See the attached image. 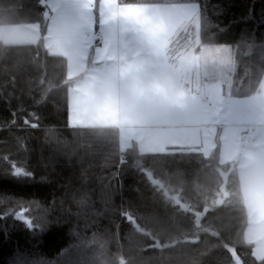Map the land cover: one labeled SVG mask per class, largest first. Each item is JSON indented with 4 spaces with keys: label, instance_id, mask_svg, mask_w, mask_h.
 Segmentation results:
<instances>
[{
    "label": "trees",
    "instance_id": "trees-1",
    "mask_svg": "<svg viewBox=\"0 0 264 264\" xmlns=\"http://www.w3.org/2000/svg\"><path fill=\"white\" fill-rule=\"evenodd\" d=\"M119 2L197 4V26L183 28L170 54L195 43L232 47L231 97L257 92L264 0ZM46 11L41 0H0V25L40 27L36 44L0 42V264H237L234 255L264 264L245 238L237 166L221 165L219 148L208 158L195 150L142 154L136 144L123 152L118 129L70 127L73 81L67 60L45 48ZM22 211L32 229L15 220Z\"/></svg>",
    "mask_w": 264,
    "mask_h": 264
},
{
    "label": "crops",
    "instance_id": "crops-1",
    "mask_svg": "<svg viewBox=\"0 0 264 264\" xmlns=\"http://www.w3.org/2000/svg\"><path fill=\"white\" fill-rule=\"evenodd\" d=\"M45 3V15H49L45 48L51 55L67 60L68 77L73 81L69 89L70 127L118 129L120 147L123 142L128 146L123 151L136 144L142 154L162 153L151 151L149 140L161 142L157 147L166 152L180 150L182 147L168 142L170 132L186 138L187 151H199L206 158L219 148L220 164L237 166L249 216L247 230L253 225L251 217L258 216L256 223L264 224V104L239 106L264 95V77L254 95L233 98V74L227 71L228 79L224 77V55H205L200 62L206 65L211 78L205 77L199 88L208 102L190 115L180 113L176 117L175 104L185 106L187 95H192L187 91V81L192 85V78L187 77V62L196 63L187 51L177 56L170 54L173 40L184 27L176 31L169 28L161 34L160 26L151 23L136 26L135 32L123 22L121 11L125 6L140 5H121L119 0ZM39 39L38 24L0 25L3 44L29 45ZM209 48L219 52L230 49L234 55L232 47ZM173 71L178 76L171 77ZM217 91L221 99L215 102ZM225 94L231 101H238L233 109H227L228 117L224 115ZM246 113H254V117L247 118ZM186 130L184 135L181 131ZM163 131L166 141L160 138ZM247 242L254 244L255 239Z\"/></svg>",
    "mask_w": 264,
    "mask_h": 264
},
{
    "label": "rangeland",
    "instance_id": "rangeland-1",
    "mask_svg": "<svg viewBox=\"0 0 264 264\" xmlns=\"http://www.w3.org/2000/svg\"><path fill=\"white\" fill-rule=\"evenodd\" d=\"M122 8H124L121 11V16H123V22L127 23V25H129L135 32H137L136 26L143 25V24H151V23L158 24L160 26L161 31L159 33L161 34L165 33L169 28L170 30L172 29V31L173 29L174 31H176L180 29L181 27L183 28L187 26L188 28L190 26L192 27L197 26L198 5L194 3L187 4V5H174V6H162V5L125 6ZM191 46L192 47L187 51V55H189L188 57L195 59L196 63L187 62V77L190 76L192 78V85L189 86V83L187 81V91L191 92L192 95H187V103L185 104V106H179L178 104H175L176 117H178L180 113H185V114L190 115L193 113L194 110L203 108L204 104L208 102L207 98L204 96L203 92L200 91V88H199L201 81L206 80L205 77L211 78L210 75L205 70L206 65L203 62H200L202 57H205V55L221 56L223 54L225 57L224 77L225 78L228 77L226 75V73L228 72L232 74L234 73L235 61H234L233 53L230 54L229 53L230 51H228L230 49L228 50L223 49L224 51L219 52V51L210 49L209 46H202V47H198L197 49V46H198L197 43L192 44ZM185 49H187V44L182 49V51H185ZM226 63L228 64L226 65ZM181 66H184V65L181 64ZM216 70L217 68L215 69V71ZM172 73L170 74L171 77L176 74L178 76V73L175 74V71H173ZM224 81L226 82V80ZM220 99H221V95L217 91V94L215 95V102H218ZM235 102H238V101H231L230 97L225 94V99H224L225 117H228L227 109L229 107L233 109L235 106V105L233 106V104H235ZM255 104H264V95L253 99L252 103H244V104L240 103L239 106H246V108H250L252 105H255ZM262 112H263V108L260 109L261 114ZM233 113L234 112H232L231 114L233 115ZM245 117L253 118L254 113H252V115H248V113H246ZM166 132H169V131H166ZM181 132L184 135L187 134V130L181 131ZM170 133L172 135L168 137L169 139L168 142L173 143L174 146L182 147V148H179L180 150H187L186 138L182 134H176L174 132H170ZM150 138H151V135L149 136V139ZM160 138L165 139V141L167 140V136L164 133V131L161 133ZM165 141H162V142H165ZM160 144L161 142L155 143V142H152L151 140H149L147 143V145L150 146L149 149H151V151L165 153L166 150H162L161 147H157ZM121 147L120 149L123 151V149H125L128 146L127 144L123 142L121 144ZM173 200L176 203H179V200L177 197H173ZM200 218L201 216L199 215V219ZM257 219H258V216L251 217V223L253 225L250 226L248 230L246 229L247 230L246 239L247 241L249 238H252V237L255 239V242H254L255 245L251 243L253 245L252 246L253 254L256 259L264 260V224L256 223ZM234 258L237 264H241L237 256L234 255Z\"/></svg>",
    "mask_w": 264,
    "mask_h": 264
},
{
    "label": "water",
    "instance_id": "water-1",
    "mask_svg": "<svg viewBox=\"0 0 264 264\" xmlns=\"http://www.w3.org/2000/svg\"><path fill=\"white\" fill-rule=\"evenodd\" d=\"M41 2H42V6L46 5L44 0H41ZM16 173H17V175L23 174V172H21V171H17ZM226 197H227V195H225V199H226ZM225 199H218L217 200V205L218 206H222L224 204ZM14 218H15V220L24 222L29 227V229H32L31 221L28 218L25 217V212L24 211L19 212L18 214H16L14 216Z\"/></svg>",
    "mask_w": 264,
    "mask_h": 264
},
{
    "label": "built area",
    "instance_id": "built-area-1",
    "mask_svg": "<svg viewBox=\"0 0 264 264\" xmlns=\"http://www.w3.org/2000/svg\"><path fill=\"white\" fill-rule=\"evenodd\" d=\"M100 42H103V38H100Z\"/></svg>",
    "mask_w": 264,
    "mask_h": 264
}]
</instances>
